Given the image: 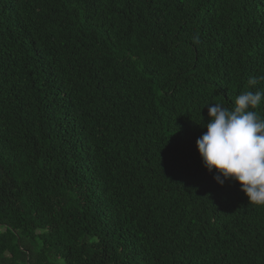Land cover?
I'll use <instances>...</instances> for the list:
<instances>
[{
    "label": "trees",
    "instance_id": "16d2710c",
    "mask_svg": "<svg viewBox=\"0 0 264 264\" xmlns=\"http://www.w3.org/2000/svg\"><path fill=\"white\" fill-rule=\"evenodd\" d=\"M252 76L264 0H0V264H264L196 144Z\"/></svg>",
    "mask_w": 264,
    "mask_h": 264
},
{
    "label": "clouds",
    "instance_id": "9594fccd",
    "mask_svg": "<svg viewBox=\"0 0 264 264\" xmlns=\"http://www.w3.org/2000/svg\"><path fill=\"white\" fill-rule=\"evenodd\" d=\"M264 76L248 79L256 88ZM264 104V89L242 91L229 109L222 103L208 106L207 131L196 144L203 166L221 185L226 180L239 182L249 203L264 206V118L253 109Z\"/></svg>",
    "mask_w": 264,
    "mask_h": 264
}]
</instances>
